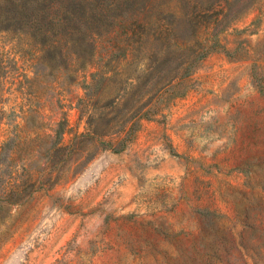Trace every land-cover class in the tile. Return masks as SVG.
Returning <instances> with one entry per match:
<instances>
[{"label": "rangeland", "instance_id": "1", "mask_svg": "<svg viewBox=\"0 0 264 264\" xmlns=\"http://www.w3.org/2000/svg\"><path fill=\"white\" fill-rule=\"evenodd\" d=\"M108 1L93 65L57 4L0 33V264H264V0Z\"/></svg>", "mask_w": 264, "mask_h": 264}, {"label": "trees", "instance_id": "2", "mask_svg": "<svg viewBox=\"0 0 264 264\" xmlns=\"http://www.w3.org/2000/svg\"><path fill=\"white\" fill-rule=\"evenodd\" d=\"M181 1L185 2L186 4H191L194 0ZM207 2L208 9H206V12L208 13H206V16L208 18H214L215 24L221 23L224 19L227 18V15L222 14L220 11H215L216 7L210 0H207ZM51 4H57L61 6L62 12L65 16L64 24L67 28V32H72V35L73 32L78 34L77 43L79 45L77 47L75 45V47L73 48L74 54H76L78 58H81L83 60V66H85L87 61L91 62L90 64L93 65V60L96 57L94 37L100 35V29L110 26V28H112L113 30L115 29V27L118 26L119 28L125 30L121 34H119L120 32L117 31L119 37H122L121 39L118 37L115 38L116 43L119 46V51L122 50V46H126L127 50L128 47L134 45L135 42H140L142 36L147 31V24L144 21H140L139 17H134V13L130 15V13H127L126 11L124 12L121 6L119 5L115 6V8L113 9V3H110V1L105 3V0H0V33L9 32L13 28L22 31L23 27L25 25H28L30 21L34 18L44 20L45 15H47V12L51 7ZM129 4L133 5L134 8V3L129 2ZM108 9L110 12H113L114 10V13H116L119 17L118 21H115L114 24H104L102 18L99 17V14H103V10L106 11ZM135 10H137L136 7L133 9V12H135ZM126 15H130V17L126 18ZM188 17L192 22L198 19V17L194 16L193 14L188 15ZM184 36V34H181L179 37H183V39H186V37ZM198 45L199 49L198 47L189 48V46L187 45L188 47L186 49H188L190 55L189 57L184 58L181 63H179L177 67L178 71L186 70L183 69L186 65H188L189 67L194 65L196 67L214 50L213 47H207L210 49H208L206 53H200L201 50H203V48L205 47H202L201 43H199ZM185 52L186 50L182 51L183 54ZM121 56L122 55H113V53L109 55V59L106 61L107 66L109 65L112 59L119 58ZM148 73H155L154 67H149V71L146 73V75ZM165 74L166 75L164 77L161 76L158 79V82L155 83V85H150L151 89L157 87V84L163 85L167 82L169 72H165ZM182 76H185V74ZM165 77L166 81L163 80V78ZM95 84L96 83H94L93 81V86ZM124 93H126V89L124 86H122L118 91L116 100L113 103L114 105L112 104L109 107H106V109H113V106H118L120 100L123 97L122 94ZM145 114L141 116L143 117L145 116ZM101 116L102 114L99 118H97L95 123V129L91 131L88 136L90 137L94 148H97L99 150L100 146L102 145L105 148L112 149L113 140L104 141V138L113 136V127H111L110 124L107 123V125L103 129L104 131L99 133L97 126L100 123ZM58 145L59 143L56 144L55 149L56 147H58Z\"/></svg>", "mask_w": 264, "mask_h": 264}]
</instances>
